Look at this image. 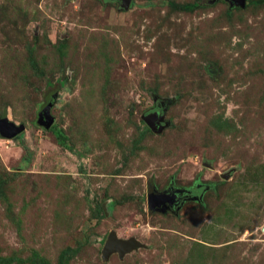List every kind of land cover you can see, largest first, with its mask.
Returning a JSON list of instances; mask_svg holds the SVG:
<instances>
[{
  "label": "rangeland",
  "instance_id": "obj_1",
  "mask_svg": "<svg viewBox=\"0 0 264 264\" xmlns=\"http://www.w3.org/2000/svg\"><path fill=\"white\" fill-rule=\"evenodd\" d=\"M120 3L0 0V264H264V0ZM170 182L209 189L150 212Z\"/></svg>",
  "mask_w": 264,
  "mask_h": 264
},
{
  "label": "water",
  "instance_id": "obj_2",
  "mask_svg": "<svg viewBox=\"0 0 264 264\" xmlns=\"http://www.w3.org/2000/svg\"><path fill=\"white\" fill-rule=\"evenodd\" d=\"M120 7L123 10H128L131 0H119ZM229 3L234 4L243 7L245 0H228ZM52 103L49 102L47 105H44L39 112L38 117V124L43 127L44 129L48 130L53 123V118L50 114ZM163 112H165V108H163ZM143 121L146 123L148 128L152 130L154 133H160L165 127H167V123H163L164 121V115L163 113H151L147 116L142 117ZM163 124H160V123ZM24 131L23 125H15L11 121L8 120L6 113H4L2 116H0V137L5 139H14L22 132ZM227 176H222L223 180H226ZM155 188L150 187L148 189L147 194V202H148V208L151 212H160L165 213L166 211L164 209H155L154 205L157 207L160 206V204H164V202H168L167 198L169 195H166L167 193L165 191L155 193ZM176 196V195H175ZM139 243L134 241L133 239L128 240H121L116 237V234L114 232H111L102 247V259L107 260L112 254H117L119 258H122L126 253L130 252L133 249H136L139 247Z\"/></svg>",
  "mask_w": 264,
  "mask_h": 264
},
{
  "label": "flooded vegetation",
  "instance_id": "obj_3",
  "mask_svg": "<svg viewBox=\"0 0 264 264\" xmlns=\"http://www.w3.org/2000/svg\"><path fill=\"white\" fill-rule=\"evenodd\" d=\"M115 2H120V1H115ZM164 104H165V102H164ZM164 106H166V104L161 105V103L158 102L155 106L156 108L153 109L152 112H150V113L157 112V113L162 114ZM160 124H163V123L161 122ZM195 185H196L195 189H191V190L187 189L186 190L185 188H182L180 186H175L174 184H172V182H170L167 185V187L163 188L162 190H156L155 189V191H154L155 193L165 191L167 193L166 195H169V197L167 198V200H168L167 203L164 202V204H160L159 207L154 205L155 206L154 208L155 209H164L166 212L167 211L174 212V211H177V209L179 207H181L186 200L200 201L201 195L204 193L205 190H207L208 187L204 184H198V183L197 184L195 183ZM198 190H200L202 193L195 195L196 193L194 194V192L198 191ZM158 213H160V212H158Z\"/></svg>",
  "mask_w": 264,
  "mask_h": 264
},
{
  "label": "trees",
  "instance_id": "obj_4",
  "mask_svg": "<svg viewBox=\"0 0 264 264\" xmlns=\"http://www.w3.org/2000/svg\"><path fill=\"white\" fill-rule=\"evenodd\" d=\"M197 7H199V3L182 5V6H179V9L185 10V11H191V10L196 9ZM3 114H4V112L2 113V115ZM2 115H0V116H2ZM49 130L55 136L56 141L60 147L66 149L70 152L73 151V147L70 146L69 138L67 137V135H65V133L62 130H60L56 125H52L51 128H49ZM146 130H148V129L146 128ZM19 136L16 137L17 140L18 139L21 140L22 137L20 138ZM23 149H25V151L27 153L26 147H23ZM255 180H257L256 176H255ZM9 261H11V258H0V262H9ZM61 264H64V262H61Z\"/></svg>",
  "mask_w": 264,
  "mask_h": 264
},
{
  "label": "clouds",
  "instance_id": "obj_5",
  "mask_svg": "<svg viewBox=\"0 0 264 264\" xmlns=\"http://www.w3.org/2000/svg\"><path fill=\"white\" fill-rule=\"evenodd\" d=\"M113 1H119V0H113Z\"/></svg>",
  "mask_w": 264,
  "mask_h": 264
}]
</instances>
